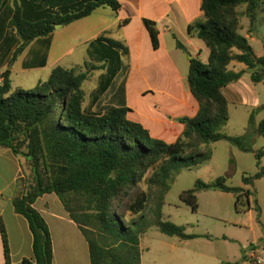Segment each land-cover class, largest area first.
Segmentation results:
<instances>
[{
    "label": "trees",
    "instance_id": "16d2710c",
    "mask_svg": "<svg viewBox=\"0 0 264 264\" xmlns=\"http://www.w3.org/2000/svg\"><path fill=\"white\" fill-rule=\"evenodd\" d=\"M101 8L119 14L123 6L119 0H15L10 24L17 31L20 46L14 58L36 39L51 36L55 26H68ZM201 11L204 20L187 28L189 36L201 40L209 49L206 62L199 58L189 62L187 84L199 109L193 117L177 119L184 131L172 144L154 138L143 124L129 119L131 109L126 106H105L99 113L85 110L84 84L90 77L87 71H106L97 94L100 97L128 68L124 66L121 71V56L129 57V47L121 40L106 38L107 32L90 44V58L101 66H59L35 90L12 91L10 72L2 75L0 148L24 156L32 172L26 192L13 201L16 213L27 220L33 237V259L23 264H53L51 232L34 207L45 194L57 195L79 226L90 245L91 264H141L140 238L152 228L183 240L213 239L209 234L189 235L185 226L165 221L163 210L181 171L210 161L212 144L220 141L254 154L258 172L244 174L242 187L230 186L228 182L238 167L231 153L224 176L211 182L197 180L179 199L197 213L200 192L231 193L236 197V211L253 209L261 223L262 209L254 188L264 178V148L256 150L255 145L258 138L264 139V120L257 121L264 105L252 110L243 135H229L224 132L230 120L224 90L245 74L229 69L234 62L247 67L254 83L264 82V56H257L248 38L241 34V20L250 19L253 29L264 13V0H202ZM129 22L124 20L120 27ZM143 25L153 50H159L157 23L144 18ZM173 37L177 48L187 52L175 34ZM150 171L149 189L144 190L140 182ZM0 229L5 262L12 264L2 220Z\"/></svg>",
    "mask_w": 264,
    "mask_h": 264
},
{
    "label": "crops",
    "instance_id": "0c3cea01",
    "mask_svg": "<svg viewBox=\"0 0 264 264\" xmlns=\"http://www.w3.org/2000/svg\"><path fill=\"white\" fill-rule=\"evenodd\" d=\"M119 1L123 4L125 0ZM143 1L144 0H133V10L135 13L133 19L129 16H121L122 10H124V4L119 14L106 13L113 19L110 25H115L118 22L122 23L126 19L130 21L128 25L122 27L123 33L126 34L125 43L130 50V55L127 58L129 62V71L132 70L134 61H139V58L142 59L144 56L148 55L150 46L152 48V44L150 43L151 45H149L144 33V30L147 32L143 25L144 18L155 21L160 32V48L155 52L159 53L162 50L163 37L166 36L168 32L172 35L175 34L178 21L181 19V34L184 39L183 45L187 49V52L181 50V65L189 69L190 59L187 60L189 56L199 58L204 62L208 60L209 49L201 40L189 36L187 32L188 26L200 18V14L202 13V0H147V6L151 9L150 14H145L142 4ZM14 9L15 0H1L0 78L6 72H10L12 91L18 88L25 90L35 89L40 82L47 81L51 72L59 66L75 68L77 66L83 67L86 63H93L97 66L102 65V63L91 60L89 50L90 44L97 39V36L101 32L104 33L107 28H103L90 38L76 42L71 41V43L66 44L67 38L61 34L64 31L67 32L66 30H69L76 22L55 29L54 33L49 37L36 39L25 48L19 57L14 58V53L20 46V39L17 35V31L10 24ZM104 9L105 8L98 9L93 15L100 14ZM91 17L92 15L88 18ZM134 20L137 21L138 27L141 28V34L137 37V40H132L128 37ZM144 40L145 43L143 44ZM72 42L74 43L72 44ZM62 45L64 47H62ZM176 50L179 51L180 49ZM159 65H161V63L156 62L150 65V67ZM229 69L235 72L244 71V75L249 74L247 67L237 62L232 63ZM152 70L153 69H148L149 75ZM105 73L106 71L104 70V73L99 75L98 84L89 94V99L86 102L89 106L85 105V110L96 112L94 107L102 101L101 97L108 93L109 90L100 97L97 95ZM244 75L240 81L232 83L225 88L224 93L229 104L242 103L243 96L239 84L243 81ZM124 82V87L118 88L110 95L108 100L109 104L107 105L116 106L117 101L125 99L128 108H131L129 119L143 124L150 130L154 138L159 139V137L171 136L174 133L177 137L183 135L184 126L182 124L179 123L180 125H174L171 123L169 125L163 123L159 120L161 119L164 121L161 114L155 110L156 106H148L132 99L133 94L140 97L141 95L144 96L149 93H154L152 87H148L144 90L138 89L137 87L132 88L130 84H128V77L126 80L124 79ZM182 92L183 89L181 88V97H183ZM134 107H137L141 111H136ZM153 123L168 130L164 134L157 136L152 129L147 126ZM244 133L245 129L243 132L231 135L239 136ZM216 146L226 149L228 165L231 153L237 159V174L240 175V182L236 185H234L233 182H229L228 184L230 186L242 187V178L244 174L252 176L258 172L254 154L243 153L231 147V145L225 141L212 144V149ZM261 148L255 145L256 150ZM214 159L215 156L213 153L211 160L202 165L210 166L214 162ZM29 164L30 163L24 156L14 154L9 148H0V220H2L7 232L12 264H23L24 260L33 259V237L29 224L24 217L16 213L13 205L15 198L22 196L26 192L22 189L21 179L27 174L28 168L30 167ZM225 172L223 173L225 174ZM263 181L264 178L258 180L255 186H258V184ZM198 198L200 208L194 216H197V218L202 216L206 219V230H201L200 219H196V221L192 220L193 222H187L184 225H186L185 227L189 235L209 234L213 239L195 238L183 240L175 236H167L158 229L152 228L140 238L141 264H222L224 262L256 264L245 259L243 250L249 244H257L260 248L264 249V243H262L264 240V206L260 196L256 193V198L262 209L261 223L257 221V213L253 209L248 212L238 213L235 209L236 197L231 193L221 191L200 192ZM34 207L44 217L49 226L53 240V264H91L89 242L83 236L79 226L71 219L57 195L45 194L39 197ZM248 237H252V239L249 240ZM145 251L147 256L145 255ZM0 264H6L1 229Z\"/></svg>",
    "mask_w": 264,
    "mask_h": 264
},
{
    "label": "rangeland",
    "instance_id": "374dc122",
    "mask_svg": "<svg viewBox=\"0 0 264 264\" xmlns=\"http://www.w3.org/2000/svg\"><path fill=\"white\" fill-rule=\"evenodd\" d=\"M123 4L124 10H122L123 12L121 13V16H129L133 19V16L135 15L133 10V0H125ZM142 4L145 14H150L151 9L147 6V0H144ZM106 13L112 14L114 12L110 8H105L100 12V14H94L91 18L80 20L76 22L74 26L69 28V30H66L67 32H62L61 35L67 38L66 44L71 43V41L76 42L90 38L105 27L107 28V33L105 34L106 38L112 40H121L125 43L126 34L123 33L122 27H120L121 22H118L115 25H110L112 24L113 19H111ZM198 20H204L202 13L200 14V18ZM241 23L244 27L241 31V34L249 38V42L257 56H264V13L259 15L253 29L250 28V19L245 17L241 20ZM138 26L139 25L137 24V21L134 20L128 34L129 39L137 40V37L140 36L141 28ZM104 33L101 32L97 36V39ZM144 33L147 37L149 45H151L150 39L145 30ZM175 36L180 42L184 44V39L181 34V19L178 21ZM99 41L102 42L101 40ZM74 42H72V44ZM144 43L145 40L143 41V44ZM62 47L64 46L62 45ZM176 49H178L176 46V39L171 33L168 32L166 36L163 37V47L159 53L153 51L150 46L149 54L144 56L142 59L139 58V61H134V66L131 71H129V68H127L126 71L119 74L112 87H110L108 93L101 97L102 101L94 107L96 113H99L105 106H109L107 104H109L108 100L110 95H112L118 88L124 87V79L126 80L128 77V84H130L132 88L137 87L138 89L144 90L148 87H152L154 93H149L144 96L141 95V98L133 94L132 99L148 106H156L155 110L161 114L165 121L164 122L163 120L159 119L161 122L169 125L171 123L174 125H180L177 121L178 118L195 116L199 106L189 92L187 84L188 68H185L181 65V49L179 51ZM188 59L189 58H187V60ZM121 60V71H123L124 66H129V62L123 56H121ZM156 62H160L161 65L150 67V65ZM148 69H153L150 71V75ZM88 72L89 71H87V73ZM103 73L104 70L89 72L88 75H90V77L84 84V89L87 92L86 102L89 99V94L98 84L99 75ZM239 87L241 89L243 101L241 104H229L231 118L229 123L224 127V132L230 135L243 132L244 129L246 130L248 119L252 110L264 105V83H254L251 79V72L244 75V79L239 84ZM181 88L183 89V97H181ZM85 105L87 104L85 103ZM116 106L128 107L125 99L117 101ZM134 108L136 111H141L137 107ZM261 120H264V112H261L257 116V121L259 122ZM155 123L150 125L146 124L152 129L155 135L160 136L168 130L164 127L157 126ZM181 137L182 135L177 137V135L174 133L171 136L159 137V139H163V141L165 140L167 143L172 144ZM256 145L260 148L263 147L264 139L258 138ZM212 151L215 156L212 165H202L181 171L180 175L176 179V182L172 185L169 194L166 196L167 204L163 210L165 221H170L181 226L187 222H193L192 220L196 221V219H200L201 230H206V219L202 216H200V218L194 216L195 213H192L191 209L180 201L179 196L183 191L192 189L197 180L200 179L205 182H211L220 176H224L223 172L226 170L228 171V155L226 149L216 146L212 149ZM152 173L153 171H150L148 174H146L144 180L140 182V187H142L144 190L149 189V181L151 179ZM236 174L229 181L233 182L234 185L240 182V175ZM31 179L32 172L30 166L28 168L27 174H25V177L21 179V186L24 191H26L28 188ZM254 191L260 196V199L263 200L264 206V181L258 184V186H255ZM248 239L250 240L252 237H248ZM262 243H264V240ZM145 255L147 256L146 251Z\"/></svg>",
    "mask_w": 264,
    "mask_h": 264
},
{
    "label": "built area",
    "instance_id": "2783aa9c",
    "mask_svg": "<svg viewBox=\"0 0 264 264\" xmlns=\"http://www.w3.org/2000/svg\"><path fill=\"white\" fill-rule=\"evenodd\" d=\"M3 84V79L0 78V86ZM245 259L256 264H264V249L257 244H249L244 248Z\"/></svg>",
    "mask_w": 264,
    "mask_h": 264
},
{
    "label": "water",
    "instance_id": "95a60500",
    "mask_svg": "<svg viewBox=\"0 0 264 264\" xmlns=\"http://www.w3.org/2000/svg\"><path fill=\"white\" fill-rule=\"evenodd\" d=\"M61 27H62V25H57V26H55V29H59V28H61ZM189 59L192 60L193 57H192V56H189Z\"/></svg>",
    "mask_w": 264,
    "mask_h": 264
}]
</instances>
